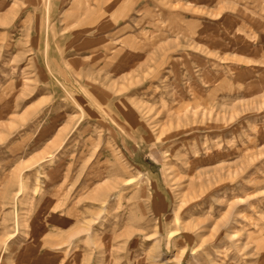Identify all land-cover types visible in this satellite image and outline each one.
I'll use <instances>...</instances> for the list:
<instances>
[{
    "label": "rangeland",
    "instance_id": "374dc122",
    "mask_svg": "<svg viewBox=\"0 0 264 264\" xmlns=\"http://www.w3.org/2000/svg\"><path fill=\"white\" fill-rule=\"evenodd\" d=\"M0 264H264V0H0Z\"/></svg>",
    "mask_w": 264,
    "mask_h": 264
}]
</instances>
